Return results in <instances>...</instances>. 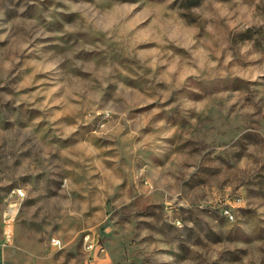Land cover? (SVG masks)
Returning <instances> with one entry per match:
<instances>
[{
	"label": "rangeland",
	"instance_id": "1",
	"mask_svg": "<svg viewBox=\"0 0 264 264\" xmlns=\"http://www.w3.org/2000/svg\"><path fill=\"white\" fill-rule=\"evenodd\" d=\"M0 264H264V0H0Z\"/></svg>",
	"mask_w": 264,
	"mask_h": 264
},
{
	"label": "built area",
	"instance_id": "2",
	"mask_svg": "<svg viewBox=\"0 0 264 264\" xmlns=\"http://www.w3.org/2000/svg\"><path fill=\"white\" fill-rule=\"evenodd\" d=\"M20 192V190H19ZM228 214H230L227 211ZM52 242L54 244H58L59 240L56 238L52 239ZM85 244H86V248L89 251V254L92 258H95L98 256V254H100L101 252L104 251V248L101 246L99 239H96L95 236H93V234L91 233H87L85 235Z\"/></svg>",
	"mask_w": 264,
	"mask_h": 264
}]
</instances>
